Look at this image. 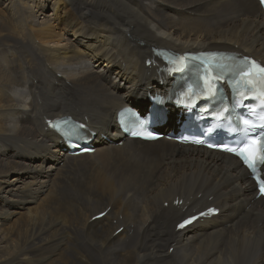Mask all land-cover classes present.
<instances>
[{"label": "bare ground", "instance_id": "6f19581e", "mask_svg": "<svg viewBox=\"0 0 264 264\" xmlns=\"http://www.w3.org/2000/svg\"><path fill=\"white\" fill-rule=\"evenodd\" d=\"M154 48L264 64V11L257 0H0V264H264V198L237 158L117 138L119 109L171 89L146 64L160 61ZM160 107L172 128L177 106ZM63 115L97 133L94 153L71 155L47 129ZM210 206L220 213L176 230Z\"/></svg>", "mask_w": 264, "mask_h": 264}, {"label": "snow or ice", "instance_id": "6c2138e0", "mask_svg": "<svg viewBox=\"0 0 264 264\" xmlns=\"http://www.w3.org/2000/svg\"><path fill=\"white\" fill-rule=\"evenodd\" d=\"M264 2V0H262ZM179 60L183 62L185 57H180ZM208 67L205 69V72L211 74V79L207 80L209 85V92H212L213 85L211 80H217L221 77L218 75L213 74V69H220L221 71L227 70L229 72H236L238 75V80L236 81L238 85L241 87L247 88L248 91H253L260 87L257 99L261 102V111L264 112V65H260L256 63L254 60L249 61L248 58H245L244 61L241 62L239 65H225L221 63H217L215 60V54H212L211 59L207 62ZM181 71L183 69H180ZM214 94V93H213ZM227 111V109H224ZM259 123L254 120L244 119L242 121L244 127L241 129L245 134L255 132L257 128L264 129V115L258 114ZM52 124V122H49ZM84 128L83 124L81 125H73V128ZM136 134V133H134ZM65 135H78L76 131L71 133H65ZM259 140L253 138L249 141L247 145H242L241 147L234 148V147H226L225 150L229 152L235 153L237 156H240L245 164L252 170L255 174L257 173V165L264 164V131H260L258 133ZM196 143H203V141L197 140ZM211 146V145H209ZM256 179L260 183V189L264 192V181H262L259 175H256ZM214 210L210 209L209 212ZM203 215V213L201 214ZM192 219H195L193 217ZM191 220L185 221V224L190 223ZM181 227L184 224L180 225Z\"/></svg>", "mask_w": 264, "mask_h": 264}, {"label": "rangeland", "instance_id": "374dc122", "mask_svg": "<svg viewBox=\"0 0 264 264\" xmlns=\"http://www.w3.org/2000/svg\"><path fill=\"white\" fill-rule=\"evenodd\" d=\"M88 14H89V13H88ZM32 205H35V204H30V205L28 206V208H26V209H24V210H29V208H30Z\"/></svg>", "mask_w": 264, "mask_h": 264}]
</instances>
